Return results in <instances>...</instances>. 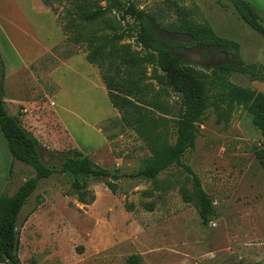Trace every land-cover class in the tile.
Segmentation results:
<instances>
[{
	"label": "rangeland",
	"instance_id": "rangeland-1",
	"mask_svg": "<svg viewBox=\"0 0 264 264\" xmlns=\"http://www.w3.org/2000/svg\"><path fill=\"white\" fill-rule=\"evenodd\" d=\"M124 1L151 15L153 30L163 41L170 40L158 32L179 22L178 8L193 24L237 42L245 64L264 68V39L239 19L227 1H222L225 7L216 0ZM241 1L250 4L264 26V0ZM90 2L99 7L108 4V0ZM64 3L50 2L62 27L69 20ZM137 29L135 20L113 10L89 25L85 36L110 37L123 32L120 44H129L143 55L145 51L136 42ZM86 50L84 42L65 40L60 57L78 77L53 61L44 68L49 82H41L38 69H32L24 89L16 90L17 84L9 87L10 113L19 116L23 127L38 140L45 161L59 164L60 153L77 149L103 169L136 172L150 153L132 128L109 123L119 115L107 98L98 69L86 62ZM193 51L181 54V60L201 70L210 69L201 61L203 53ZM73 57L77 58L68 65ZM154 70L152 57L142 89L146 99L155 103L149 108L151 114L165 121L172 143L180 98L159 84ZM157 75L162 73L157 71ZM229 80L264 93V81L240 74H232ZM263 146L264 140L241 107L210 105L205 111L183 163L198 176L212 200L215 214L207 226L201 224L195 208L182 200L181 190L190 192L192 186L185 185L186 174L177 166L154 181L120 180L115 194L101 180L88 179V190L94 196L89 205L77 202L67 176L41 179L19 215V258L23 264H127L130 257H136L139 264H264V171L255 157ZM31 177L30 167L14 162L3 193L14 194ZM126 205H132V210L127 211ZM147 205L152 206L151 212Z\"/></svg>",
	"mask_w": 264,
	"mask_h": 264
},
{
	"label": "trees",
	"instance_id": "trees-1",
	"mask_svg": "<svg viewBox=\"0 0 264 264\" xmlns=\"http://www.w3.org/2000/svg\"><path fill=\"white\" fill-rule=\"evenodd\" d=\"M40 1L57 16L56 9L50 5L53 0ZM54 1L65 2L63 10L69 18L64 27L57 22L59 29L67 41L73 44L86 43L85 60L98 69L107 98L119 115L118 119L110 120L109 123L132 128L150 155L141 169L131 173L103 169L77 149L60 153L62 161L59 164L45 161L38 140L23 127L19 116L9 114L0 88V133L5 138L12 159L8 179L11 178L14 162H20L34 172V177L25 180L14 194L3 193L0 196V264H21L18 257L19 214L28 198L36 191L39 180L49 179L56 174L70 178L77 202L89 205L94 201V196L88 190V179L101 180L115 194L120 180L154 181L163 172L177 166L186 174L185 185L192 186L190 192L181 190L182 200L195 208L201 224L207 226L215 214L212 200L203 191L198 176L183 163L184 155L194 143L196 124L210 105L241 107L251 117L252 125L264 140V93L237 86L229 80L232 74H240L252 81H264V68L245 64L237 42L217 36L208 27L193 24L187 18V13L178 8L175 10L179 22L169 24L163 28L164 31L188 35L191 38L189 45L192 47L204 50L214 48L225 53L229 57L227 63L201 70L182 61L173 51L185 44L165 42L157 37L150 23L151 15L128 1L108 0L105 7L94 6L90 0ZM216 1L221 7H225L222 1L230 3L239 19L264 39V26L250 4L241 0ZM113 10L122 11L135 20L138 28L136 42L145 51L143 55L132 50L129 44H120L125 36L123 32L110 37L94 33L85 36L89 25L98 22ZM152 57L155 67L153 77L160 85L171 88L180 98L172 143H169L165 121H159L151 114L149 108L155 107V103L146 99L142 89L146 65ZM157 71L162 76L157 75ZM4 73V65L0 59L1 82ZM255 157L264 171V146L255 152ZM86 195H90L89 201L85 200ZM132 208V205L125 206L127 211ZM146 208L149 212L152 211L151 205ZM127 264H139L138 259L130 257Z\"/></svg>",
	"mask_w": 264,
	"mask_h": 264
},
{
	"label": "crops",
	"instance_id": "crops-1",
	"mask_svg": "<svg viewBox=\"0 0 264 264\" xmlns=\"http://www.w3.org/2000/svg\"><path fill=\"white\" fill-rule=\"evenodd\" d=\"M65 40L55 15L40 0H0V59L5 72L3 81L0 80V88H2V97L9 113L10 103L7 97L9 87L12 88L17 84L14 87L16 90L24 89L25 77L29 71L33 76L32 69H38L41 82L45 80L49 82V74L44 76V68L51 67L53 61L58 66L67 67L70 75L78 77V74H75L70 67L77 57L69 60L70 66H67L66 60L60 57ZM21 73L23 75H20ZM57 79L59 81V76ZM81 94L88 96L87 93ZM71 98L73 99L72 96ZM20 106L25 105L23 103ZM60 109L62 110V106H59V111ZM22 112L26 113L27 109ZM11 161L5 138L0 133V196L7 183ZM19 241L21 245V240ZM19 260L23 264L20 258Z\"/></svg>",
	"mask_w": 264,
	"mask_h": 264
},
{
	"label": "flooded vegetation",
	"instance_id": "flooded-vegetation-1",
	"mask_svg": "<svg viewBox=\"0 0 264 264\" xmlns=\"http://www.w3.org/2000/svg\"><path fill=\"white\" fill-rule=\"evenodd\" d=\"M165 42H169V41H165ZM177 43H184L185 46H180L174 51H184V50H193V49L201 51L203 53L202 54L203 58L201 59V61L206 62L204 65L208 64L207 66H210V67H218V66L224 64L223 61L225 60V58L222 57V54H225V53L219 52L218 50H214V51L213 50H204L202 48L192 47L189 45L190 42H177ZM228 60H229V57H228ZM213 64H215V65H213Z\"/></svg>",
	"mask_w": 264,
	"mask_h": 264
},
{
	"label": "water",
	"instance_id": "water-1",
	"mask_svg": "<svg viewBox=\"0 0 264 264\" xmlns=\"http://www.w3.org/2000/svg\"><path fill=\"white\" fill-rule=\"evenodd\" d=\"M158 34L165 36L167 38V40H170V41H176V42H190L191 41V38L188 35H185V34H182V33H174V32L167 33L165 31H160V32H158ZM193 50L195 51V53L199 52L196 49H193ZM190 52H191V50H184V51H177V52L173 51V53L175 55L179 56V57H180L181 54H185V53L187 54V53H190ZM222 57L225 58L223 63L228 62V57H227L226 54H222ZM215 64H213V65H215Z\"/></svg>",
	"mask_w": 264,
	"mask_h": 264
}]
</instances>
